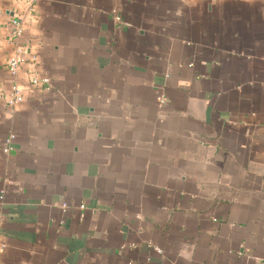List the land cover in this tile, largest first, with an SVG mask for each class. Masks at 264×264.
Returning a JSON list of instances; mask_svg holds the SVG:
<instances>
[{
	"label": "crops",
	"instance_id": "crops-1",
	"mask_svg": "<svg viewBox=\"0 0 264 264\" xmlns=\"http://www.w3.org/2000/svg\"><path fill=\"white\" fill-rule=\"evenodd\" d=\"M21 48L0 264H264V0H0Z\"/></svg>",
	"mask_w": 264,
	"mask_h": 264
},
{
	"label": "built area",
	"instance_id": "built-area-1",
	"mask_svg": "<svg viewBox=\"0 0 264 264\" xmlns=\"http://www.w3.org/2000/svg\"><path fill=\"white\" fill-rule=\"evenodd\" d=\"M19 3L24 4L27 7V11L30 14H33L36 10L37 4L42 0H13ZM11 25L13 26V33L16 37H19L24 34L25 26L19 18H15L11 21ZM37 56H30L27 57L26 49L21 48L19 49L13 56L8 59L7 67L9 72L16 76L18 70L20 69L21 65L25 62L30 64V79H29V86L25 89L19 83L15 82L11 86V91L8 95L4 94L2 90H0V101H4L8 104L17 105L21 104L26 100V95L28 91H32L34 88H38L41 91L48 92L51 89V79L47 75L42 72L40 65L37 61ZM158 100L163 103L164 97L161 95L158 97ZM15 136L11 135L6 141V147L4 152L10 153L12 150L11 143L13 142ZM5 200V193H0V206L4 204ZM1 226V221H0ZM6 243L2 237L0 232V259L5 251ZM1 261V260H0Z\"/></svg>",
	"mask_w": 264,
	"mask_h": 264
}]
</instances>
